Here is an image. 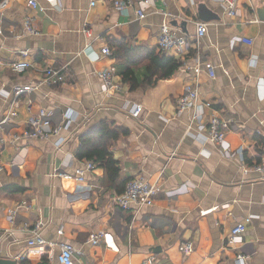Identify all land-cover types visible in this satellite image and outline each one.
<instances>
[{
    "label": "crops",
    "instance_id": "crops-1",
    "mask_svg": "<svg viewBox=\"0 0 264 264\" xmlns=\"http://www.w3.org/2000/svg\"><path fill=\"white\" fill-rule=\"evenodd\" d=\"M223 1L132 0L121 10L115 0H38L33 10L28 0H8L0 11V119L16 112L9 129L19 134L42 108L55 124L68 110L77 120L61 132L67 138L61 149L57 137L23 139L16 147L0 144V261L60 264V245L70 243L81 264H145L153 258L152 264H239L240 254L245 264H264V175L254 169L264 160V0H238L236 16L228 15ZM143 6L146 15L140 18L136 12ZM27 16L35 18L38 35L24 30ZM164 20L188 37L196 34L197 22L208 25L200 47L202 71L197 75L184 66L195 63L196 49L183 56L169 51L181 62L175 74L132 90L123 73L131 68L143 82L149 62L117 60L114 42L158 49ZM86 23L92 37L82 32ZM105 45L111 57L100 54ZM25 49L33 66L15 73L10 64ZM204 63L215 67L214 78ZM112 66L125 90L106 94L99 73ZM46 67L62 68L64 82L13 97L17 85L41 82ZM196 82V109L205 111L204 120L218 114L230 123V154L193 136L198 132L193 109L178 113V97ZM138 105L141 112L133 117L131 109ZM103 125L119 134L108 141L119 175L109 178L97 162L81 182L78 169L94 162L78 157L81 137ZM137 176L160 185L161 192L139 212L118 210L114 197ZM23 199L32 208L14 226L7 208ZM240 218L250 219L242 241L232 243L230 233ZM26 221L42 224L46 247H29L30 234L22 230ZM96 231L109 234L99 245L89 243ZM188 241L194 250L185 255L180 247Z\"/></svg>",
    "mask_w": 264,
    "mask_h": 264
},
{
    "label": "built area",
    "instance_id": "built-area-1",
    "mask_svg": "<svg viewBox=\"0 0 264 264\" xmlns=\"http://www.w3.org/2000/svg\"><path fill=\"white\" fill-rule=\"evenodd\" d=\"M52 1V0H49ZM132 0H115V5L121 9H127L131 4ZM225 7L229 16L237 15V4L238 0H224ZM29 5L33 10L39 7L38 0H28ZM146 5H149V0H144ZM8 5V0H3L0 3V11L5 9ZM145 5V6H146ZM143 6L137 10V14L140 18H144L146 15V7ZM208 25L204 22L196 23V34L194 36H182L175 30L170 24L164 20L160 26L158 34V49L169 52L176 51L177 55H187L192 49H196L194 56V64H189L186 62L184 64L187 70H192L197 75L202 71V55L200 51L201 41L207 34ZM24 30L30 35H38L39 29L36 26L35 18L33 16H27L24 23ZM82 32L87 37H92V29L86 23ZM0 33H3V28L0 26ZM243 42L252 44V40L243 38ZM1 52V47H0ZM101 55L112 56V50L109 45H105L101 49ZM1 55V54H0ZM99 55L97 56V58ZM206 70L209 75L215 77V67L211 63H204ZM31 66H33L30 57V51L28 49L22 50L21 58L10 64V68L15 73H24ZM4 67L2 58L0 57V73ZM116 68L114 66L108 67L99 73L100 78L103 82V91L106 94L121 93L125 90V85L122 81L117 79ZM65 80V72L62 68L46 67L44 69V77L38 84H28V85H17L13 90V97L16 99L21 98L25 94L33 92L42 84H60ZM200 85L196 82V85H188L185 88L184 93L177 99V109L178 113H183L184 111L193 109V123L197 125V134L193 135L198 137L202 142H211L219 145L223 151L230 154V147L226 142V135L231 128L228 120L222 118L218 114H213L208 117L207 121L204 120L206 113L205 111L197 110V104L200 96ZM30 102V101H29ZM31 104V103H30ZM206 106L210 107L209 103ZM141 112V106H134L131 109V114L133 117H138ZM16 112H12L10 116L3 117L0 119V144L3 146H13L16 145L23 139L25 140H49L52 137H57L55 142L57 149H61L62 145L66 142L67 138L61 136L63 130H68L73 122L77 120V113L72 110H68L63 114L62 121L54 123L53 118L47 112L46 109L42 108L39 112L34 115L30 120L29 128L23 133H11L10 119L16 116ZM189 133V131H188ZM190 134V133H189ZM95 163L92 161L85 163V169H78L77 178L79 181H83L85 171H91L95 168ZM257 171L263 173L264 175V160L257 163L254 167ZM55 175L67 177L65 173L56 172ZM162 187L158 184H152L143 176H137L130 179L125 187L123 193L118 194L113 199V204L118 210L129 211L134 210L139 212L143 207L152 206L155 202L156 197L161 192ZM32 208L31 203L23 199L18 201L14 206L7 208V215L9 222L12 225H16L18 222V217L23 211H29ZM250 218H240L237 219L235 226L232 228L230 233V242L239 243L242 241V235L246 231L247 223ZM22 230L29 233L30 237L28 239V245L31 246H47V241L42 236V224L36 222L30 225L29 222L22 223ZM59 233L63 234V228L59 229ZM109 234L105 231L92 232L89 235V243L93 245H99L103 241H106ZM181 251L185 255H189L194 250L193 242H185L180 247ZM153 259H148L145 264H152ZM237 261L239 264H245V257L240 254L237 256ZM58 262L60 264H81L75 258V248L70 243H62L60 245V253L58 255Z\"/></svg>",
    "mask_w": 264,
    "mask_h": 264
},
{
    "label": "trees",
    "instance_id": "trees-1",
    "mask_svg": "<svg viewBox=\"0 0 264 264\" xmlns=\"http://www.w3.org/2000/svg\"><path fill=\"white\" fill-rule=\"evenodd\" d=\"M113 56L117 60H125L130 65L146 60L149 62L143 82H139L138 77L131 68L123 73L124 82L128 83L132 90L139 88L140 85L147 89L154 82L171 78L181 65L176 57L167 55L165 51L156 48L151 49L146 46L131 45L126 40L114 42ZM118 136L117 132L111 131L105 125L97 133L82 136V146L79 149L78 157L80 159H93L95 164L100 162V165L106 169L109 178L115 180L120 169L117 161L112 158L108 141Z\"/></svg>",
    "mask_w": 264,
    "mask_h": 264
},
{
    "label": "water",
    "instance_id": "water-1",
    "mask_svg": "<svg viewBox=\"0 0 264 264\" xmlns=\"http://www.w3.org/2000/svg\"><path fill=\"white\" fill-rule=\"evenodd\" d=\"M0 264H14L12 261L2 260Z\"/></svg>",
    "mask_w": 264,
    "mask_h": 264
}]
</instances>
